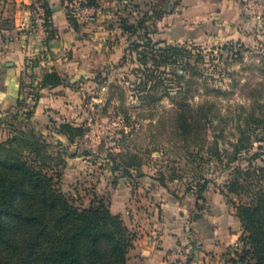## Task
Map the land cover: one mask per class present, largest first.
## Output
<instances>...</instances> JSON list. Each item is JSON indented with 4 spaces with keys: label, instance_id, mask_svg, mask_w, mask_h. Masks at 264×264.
Listing matches in <instances>:
<instances>
[{
    "label": "rangeland",
    "instance_id": "374dc122",
    "mask_svg": "<svg viewBox=\"0 0 264 264\" xmlns=\"http://www.w3.org/2000/svg\"><path fill=\"white\" fill-rule=\"evenodd\" d=\"M127 1H138L144 10L154 4ZM127 1L116 4L123 8ZM131 6L134 16L144 15ZM253 29L247 42L183 44L189 52L169 61L160 54L143 56L136 43L130 45L133 37L112 32L111 41L124 52L130 45L127 56L121 49L99 56L97 65L65 71L64 76L86 79L77 82L78 91L62 114L54 113L45 127L37 124L46 133L62 122L80 127L74 141L66 142L70 153L54 138H44L43 160L50 163L46 170L58 187L83 207L95 198L107 203L111 186L106 179L112 178L116 159L120 169L133 173L126 179L133 187L155 180L175 195L191 189L194 198L205 183L207 191L222 188L235 176L229 165L236 144L246 145L257 132L264 133V26ZM186 115L194 122L188 129L183 126ZM259 143L243 156L258 151Z\"/></svg>",
    "mask_w": 264,
    "mask_h": 264
},
{
    "label": "crops",
    "instance_id": "0c3cea01",
    "mask_svg": "<svg viewBox=\"0 0 264 264\" xmlns=\"http://www.w3.org/2000/svg\"><path fill=\"white\" fill-rule=\"evenodd\" d=\"M31 1L0 3V137L3 138L7 137L8 129L1 120L28 109V90L36 86L44 71L55 69L62 75L65 71L70 74L85 63L97 65L99 56L121 49L124 52V48L111 41L112 32L124 34L118 20L121 11L116 4L118 0H97L101 11L96 19L93 22L80 19L78 29L69 21L63 1L49 0L57 31V37L49 41L45 40L42 23L33 27V14L28 6ZM153 2L169 11L157 22L155 40L173 44L247 42L253 36L255 22L246 13L243 0ZM126 5L122 6V13H126ZM111 10H115V18L110 17ZM33 60L36 64L28 66ZM31 82L33 85L29 87ZM78 85L65 83L42 88L41 100L33 112L34 123L45 127L54 113L62 114L77 93ZM106 181L111 186L108 196L111 210L122 214L136 234L128 252V264H173L188 235L196 242L191 264H225L228 251L240 242L241 220L221 188L207 191L205 198H194L189 192L175 195L155 180L139 181L140 186L136 187L129 181L113 182V177ZM154 234L159 235V240L153 239Z\"/></svg>",
    "mask_w": 264,
    "mask_h": 264
},
{
    "label": "trees",
    "instance_id": "16d2710c",
    "mask_svg": "<svg viewBox=\"0 0 264 264\" xmlns=\"http://www.w3.org/2000/svg\"><path fill=\"white\" fill-rule=\"evenodd\" d=\"M6 1L0 0V3L5 4ZM62 1L69 21L78 29L80 19L71 7L73 0ZM81 3L99 6L97 0H81ZM36 4L44 11L45 40L56 38L53 6L49 0H32L28 6L33 9ZM132 4L144 15L134 16L130 8ZM150 7V10L141 9V4L135 1L127 3L126 13H122L124 7L118 9L121 10L119 23L123 33L134 38L130 45L136 43L135 50L145 57L151 53L156 58L160 54L164 61L188 53L186 45L154 39L158 20L169 11L156 4ZM132 16L135 17L133 21ZM32 24L33 27L37 26L34 20ZM130 45L125 48V56ZM35 64L33 60L28 66ZM83 79L86 76H64L55 69L46 70L36 86L28 90V109L17 111L12 117L1 120L6 124L8 135L4 139L0 138V264H128V252L136 234L129 228L122 214L111 210L110 200L107 199L106 203L103 199L98 201L95 198L88 207L77 205L58 187L57 178L46 170L50 169V163L43 160L44 152L47 154L44 138H54L70 153L66 142L74 141V132L80 127L62 122L56 131L46 133L45 129L37 127L33 121V112L41 100L42 88L65 83L76 84ZM28 85L31 87L33 82ZM252 118L250 114L249 120ZM183 126L187 129L194 126L191 117H184ZM62 132L67 134V138L62 136ZM262 134V130L257 132V138L246 145L239 142L236 144L233 161H237V164L233 162L229 165L235 176L221 188L234 205L243 228L241 247L235 251L234 256L228 251L229 264H264ZM255 141L262 142L257 145L258 151L244 157L243 153H250ZM259 159L261 162H258ZM245 160L246 163H243ZM110 170L113 182H125L133 178L131 171L120 169L116 159ZM159 181L165 185V182ZM207 190L205 183L196 191L198 198H205Z\"/></svg>",
    "mask_w": 264,
    "mask_h": 264
},
{
    "label": "built area",
    "instance_id": "2783aa9c",
    "mask_svg": "<svg viewBox=\"0 0 264 264\" xmlns=\"http://www.w3.org/2000/svg\"><path fill=\"white\" fill-rule=\"evenodd\" d=\"M246 7V13L248 16L254 20L255 24L259 27L264 26V0H243ZM32 10L33 20L36 24L44 23V11L38 4L35 5ZM71 7L75 15L82 19L83 21L93 22L96 19L97 14L101 11L100 6L84 5L81 0H73ZM110 17L115 18V10L109 12ZM32 62V61H31ZM154 240H159V235L154 234ZM242 243L238 242L234 247L231 248L230 252L232 256L235 255V251L241 247ZM196 252V242L188 235L186 242L180 247L179 251L176 253V259L173 264H191V260Z\"/></svg>",
    "mask_w": 264,
    "mask_h": 264
}]
</instances>
